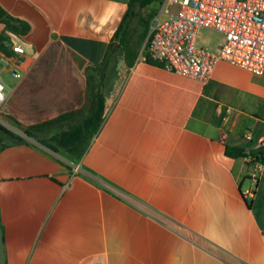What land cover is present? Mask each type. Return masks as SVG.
I'll list each match as a JSON object with an SVG mask.
<instances>
[{
	"label": "crops",
	"instance_id": "obj_1",
	"mask_svg": "<svg viewBox=\"0 0 264 264\" xmlns=\"http://www.w3.org/2000/svg\"><path fill=\"white\" fill-rule=\"evenodd\" d=\"M129 5L0 0L22 23L0 22L1 113L34 140L0 128L4 264H264V158L243 197L254 166L226 153L264 152V72L219 61L201 82L143 60L148 30L128 42L125 21L114 36ZM98 90L101 121L71 153L51 137Z\"/></svg>",
	"mask_w": 264,
	"mask_h": 264
},
{
	"label": "built area",
	"instance_id": "obj_2",
	"mask_svg": "<svg viewBox=\"0 0 264 264\" xmlns=\"http://www.w3.org/2000/svg\"><path fill=\"white\" fill-rule=\"evenodd\" d=\"M201 28L221 34L216 50L197 44ZM10 50L17 69L29 64L21 45L13 44ZM140 57L176 75L201 82L211 77L219 61L261 75L264 72V0H161L152 13ZM17 69L11 70L16 78L20 76ZM6 94L7 87L0 75V126L22 140L33 142L31 136L3 118L1 106ZM261 145L264 147V140ZM263 158V152L247 155V161L256 169L250 173L251 185L241 191L243 197L254 196L256 171L261 170Z\"/></svg>",
	"mask_w": 264,
	"mask_h": 264
},
{
	"label": "trees",
	"instance_id": "obj_3",
	"mask_svg": "<svg viewBox=\"0 0 264 264\" xmlns=\"http://www.w3.org/2000/svg\"><path fill=\"white\" fill-rule=\"evenodd\" d=\"M152 0H130V5L127 13L125 14V18L119 25L117 31L115 32V37L118 35V32L123 28L127 17L133 14V8L138 4L140 6H144L150 3ZM0 22L4 23L5 26L10 28L13 32L19 33L22 31V23L11 18L8 16L1 8H0ZM95 106L91 110L88 116L83 118L78 124L70 126L69 128L60 131L59 133L53 135L51 139L59 144L60 146L64 147L71 153L80 154L84 144L86 143L87 139L90 137L91 133L95 131L98 124L101 121L103 111H104V100L101 92L98 90L95 94ZM5 132L10 134L14 140L21 141L22 139L19 136L12 134L10 131L6 130L4 127L0 126ZM27 135H32L30 131H26ZM5 143L2 139H0V148L3 147ZM226 153L228 155H251L254 154L251 151H244L238 148L227 147ZM264 154V152H263Z\"/></svg>",
	"mask_w": 264,
	"mask_h": 264
},
{
	"label": "rangeland",
	"instance_id": "obj_4",
	"mask_svg": "<svg viewBox=\"0 0 264 264\" xmlns=\"http://www.w3.org/2000/svg\"><path fill=\"white\" fill-rule=\"evenodd\" d=\"M161 0H152L150 3L140 6L136 5L133 8V14L127 17L125 28L130 32L128 42H133L140 34L148 30L150 19L153 11L158 6ZM222 36L219 32L209 29L201 28L198 32L197 44L211 48L221 40Z\"/></svg>",
	"mask_w": 264,
	"mask_h": 264
},
{
	"label": "water",
	"instance_id": "obj_5",
	"mask_svg": "<svg viewBox=\"0 0 264 264\" xmlns=\"http://www.w3.org/2000/svg\"><path fill=\"white\" fill-rule=\"evenodd\" d=\"M0 264H4V252H3V243L1 238V230H0Z\"/></svg>",
	"mask_w": 264,
	"mask_h": 264
}]
</instances>
